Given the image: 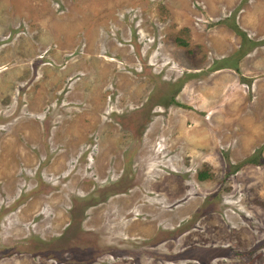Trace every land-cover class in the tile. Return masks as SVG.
Wrapping results in <instances>:
<instances>
[{
	"label": "rangeland",
	"instance_id": "obj_1",
	"mask_svg": "<svg viewBox=\"0 0 264 264\" xmlns=\"http://www.w3.org/2000/svg\"><path fill=\"white\" fill-rule=\"evenodd\" d=\"M0 264H264V0H0Z\"/></svg>",
	"mask_w": 264,
	"mask_h": 264
},
{
	"label": "trees",
	"instance_id": "obj_2",
	"mask_svg": "<svg viewBox=\"0 0 264 264\" xmlns=\"http://www.w3.org/2000/svg\"><path fill=\"white\" fill-rule=\"evenodd\" d=\"M235 32H237V33H242V31H241L238 27H236ZM244 40H245V39H244ZM179 44H180L181 46H188V43L185 42V41H182V40H179Z\"/></svg>",
	"mask_w": 264,
	"mask_h": 264
}]
</instances>
